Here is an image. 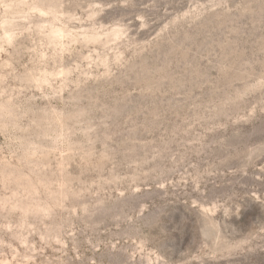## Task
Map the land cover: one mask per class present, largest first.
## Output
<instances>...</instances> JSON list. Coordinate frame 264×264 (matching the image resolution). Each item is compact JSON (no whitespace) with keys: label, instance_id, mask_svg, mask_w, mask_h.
Listing matches in <instances>:
<instances>
[{"label":"rangeland","instance_id":"374dc122","mask_svg":"<svg viewBox=\"0 0 264 264\" xmlns=\"http://www.w3.org/2000/svg\"><path fill=\"white\" fill-rule=\"evenodd\" d=\"M0 264H264V0H0Z\"/></svg>","mask_w":264,"mask_h":264}]
</instances>
